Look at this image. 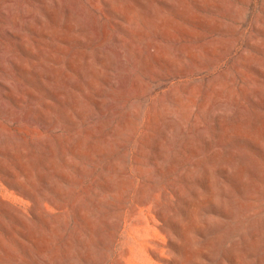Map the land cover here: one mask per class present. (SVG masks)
<instances>
[{
    "label": "rangeland",
    "instance_id": "374dc122",
    "mask_svg": "<svg viewBox=\"0 0 264 264\" xmlns=\"http://www.w3.org/2000/svg\"><path fill=\"white\" fill-rule=\"evenodd\" d=\"M0 264H264V0H0Z\"/></svg>",
    "mask_w": 264,
    "mask_h": 264
}]
</instances>
